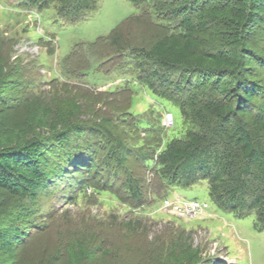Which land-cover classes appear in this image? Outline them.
Instances as JSON below:
<instances>
[{
	"label": "trees",
	"instance_id": "obj_1",
	"mask_svg": "<svg viewBox=\"0 0 264 264\" xmlns=\"http://www.w3.org/2000/svg\"><path fill=\"white\" fill-rule=\"evenodd\" d=\"M20 1L39 11L54 7L56 17L68 22L89 18L100 3ZM129 1L139 14L127 17L107 36L76 44L63 66L73 75V60L84 57L83 51L117 53L110 58L120 57L118 67L130 72L127 90L133 94L132 83L140 84L178 106L182 135L163 141V147L155 141H160L158 135L150 144L136 146L109 118L100 120L98 128L71 123L20 147L0 149V187L28 199L31 206L24 209L29 216L36 213L38 199L48 195L77 203L110 193L135 211L149 205L143 180L126 168L133 157L155 176L157 198L170 187L186 189L206 181L217 207L238 217L254 214L256 228L264 230V0ZM142 21L160 32L137 44L131 37ZM82 61L87 76L91 57ZM70 107L72 114L80 109L77 104ZM140 124L152 128L149 121ZM99 131L107 133L100 140L110 135L115 141L102 157L89 136ZM122 170L126 178L115 192ZM17 218L15 214L10 224H0V252L14 253L15 245L24 241V228L13 222ZM134 227L132 221L126 225L129 231ZM173 251L182 264H200L199 248L176 243ZM156 257L144 261L154 264Z\"/></svg>",
	"mask_w": 264,
	"mask_h": 264
},
{
	"label": "rangeland",
	"instance_id": "obj_2",
	"mask_svg": "<svg viewBox=\"0 0 264 264\" xmlns=\"http://www.w3.org/2000/svg\"><path fill=\"white\" fill-rule=\"evenodd\" d=\"M20 2L0 0V149L20 147L71 123L98 128L107 118L136 146L150 144L158 135L160 141H155L163 147V141L182 135L178 106L140 84L132 83L133 94L127 90L130 72L118 67L120 57L110 58L117 53L83 51L84 57L73 60V75L63 66L76 44L109 35L127 17L139 14L138 7L129 0H100L92 16L68 22L56 17L54 7L39 11ZM159 32L142 21L131 39L149 42ZM89 56L91 69L84 76L87 63L82 60ZM71 104L80 109L72 114ZM168 113L174 125L166 124ZM140 120L152 128L143 129ZM105 133L89 135L98 144V157L115 143L110 135L100 140ZM126 168L143 180L149 206L130 211L110 193L77 203L48 195L38 199L36 213L29 216L24 208L30 201L0 187V224H10L16 214L13 222L26 232L14 253L0 252V264H123L127 259L128 264H150L144 258L152 255L163 260L154 264H182L173 251L176 243L199 248L200 264H264V230L256 228L254 214L238 217L217 207L206 181L186 189L170 187L157 198L150 171L133 157ZM120 172L115 192L126 178ZM130 221L135 229L129 231ZM104 250L109 254L104 256Z\"/></svg>",
	"mask_w": 264,
	"mask_h": 264
},
{
	"label": "built area",
	"instance_id": "obj_3",
	"mask_svg": "<svg viewBox=\"0 0 264 264\" xmlns=\"http://www.w3.org/2000/svg\"><path fill=\"white\" fill-rule=\"evenodd\" d=\"M165 117H166L165 120L167 125H174V118L172 114L168 113Z\"/></svg>",
	"mask_w": 264,
	"mask_h": 264
},
{
	"label": "bare ground",
	"instance_id": "obj_4",
	"mask_svg": "<svg viewBox=\"0 0 264 264\" xmlns=\"http://www.w3.org/2000/svg\"><path fill=\"white\" fill-rule=\"evenodd\" d=\"M171 114V113H170Z\"/></svg>",
	"mask_w": 264,
	"mask_h": 264
}]
</instances>
